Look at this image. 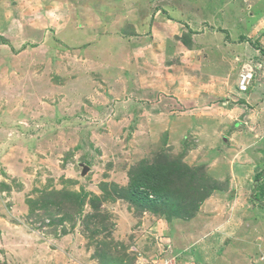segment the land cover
Masks as SVG:
<instances>
[{
	"label": "rangeland",
	"instance_id": "obj_1",
	"mask_svg": "<svg viewBox=\"0 0 264 264\" xmlns=\"http://www.w3.org/2000/svg\"><path fill=\"white\" fill-rule=\"evenodd\" d=\"M5 1L0 264H264V112L236 93L264 0Z\"/></svg>",
	"mask_w": 264,
	"mask_h": 264
},
{
	"label": "crops",
	"instance_id": "obj_2",
	"mask_svg": "<svg viewBox=\"0 0 264 264\" xmlns=\"http://www.w3.org/2000/svg\"><path fill=\"white\" fill-rule=\"evenodd\" d=\"M6 1L5 0H0V18H1V15L5 12L4 10H6ZM7 11V10H6ZM5 14V13H4ZM254 15V17H253V20H252V22H251V25H252V29H253V31L255 32H257V31H259V33H261L260 31L262 30H260L259 28L261 27V23H260V18H259V15H257V14H253ZM2 17H4V16H2ZM258 17V18H257ZM257 21H258V23H257ZM178 29H181V27H179ZM163 30V29H162ZM32 32V31H31ZM34 32H38L37 30H35ZM33 33V32H32ZM32 33H27V34H24V36H29V35H31V37H33L32 36ZM259 33L257 34V33H255V34H257L256 36L257 37H259ZM40 36H43V30H41L40 31ZM191 35H194L193 34V32H191ZM196 35V34H195ZM207 35V36H206ZM206 35H203V38H201L202 40H201V43H203V45H202V47H204L205 48V50H215L216 51V48H218V47H214L213 46V38H214V40H215V37H217V38H220L221 40H222V38H221V36H212V35H210V34H206ZM4 36H6V35H4ZM205 36V37H204ZM248 36H251L250 34H248ZM194 38L196 39V36H194ZM195 41H197V39L195 40ZM19 43V42H18ZM17 43V44H18ZM180 43H182L181 41H180ZM180 43H178V42H176V40H175V42H174V44H171V49L172 48H174L175 47V50L174 51H177V53H176V55L178 54L180 57H184V56H186L188 53H191L192 52V50L191 49H187V48H184L185 47V45L182 43V44H180ZM16 44V45H17ZM247 44V45H246ZM236 47L238 46V48L239 47H241L242 45L245 47V50L247 49V48H249V46L250 45H248V43H247V41L245 40L242 44H241V42H239V43H237V44H234ZM27 49V47L23 50V51H25ZM173 50V49H172ZM251 50V52H249V53H254V48H252V49H250ZM165 54H166V51H163L160 55H161V57H162V59H163V57L165 58ZM159 55V56H160ZM239 56V55H238ZM237 55H236V58L238 57ZM235 58V57H234ZM242 58H241V56L239 57V59L238 60H241ZM205 64L207 65V69L206 68H203L202 69V71L201 72H199L196 68H193V63H190L188 66H190L189 68H187V71L189 72L190 71V69H191V71H192V77H193V80L197 83L198 82V84H200V85H202V87H205L206 88V85H207V80H208V76H210V74H212L213 75V72H217V71H219V75L222 73H226L227 72V70H228V67H227V65H224V64H220V65H218V66H216L217 67V69L216 70H212L213 69V67H209V63L207 64V62H205ZM150 67H151V65L150 64H148V65H145V67H144V72L146 73H148L147 74V79H146V82L147 83H149V84H151V83H155V81H156V83H158V84H154V86H156V88L157 89H163V84H167V85H169V83H168V80H169V82H170V84H174V81L173 80H171V79H169V78H167V77H165V78H162V79H160V78H157V79H151L152 78V71L150 70ZM210 68V69H209ZM148 70H150L149 72H148ZM188 72H186V75H185V77L183 78V77H181L183 80H188L190 83H192L193 81L190 79V74L188 73ZM187 73H188V75H187ZM193 75H199L200 77H201V79L200 80H197V78H195ZM166 79H168V80H166ZM142 82H144V81H142ZM262 85V84H261ZM258 85V84H255L251 89L253 90L252 91V93L250 94V95H248L247 94V99L248 100H246L247 101V103L250 105V104H254L255 103V105H256V103L258 104V106L256 107V112H264V85ZM151 86V85H150ZM258 86H261V87H258ZM151 87H153V85L151 86ZM146 87H144V89L143 90H141V91H139V92H137L138 90H134V89H131L130 91H131V93H136V94H138V95H141V94H146L145 93V91H147V94H150L149 92H151L150 90H148V88H146ZM238 95H241L243 98H244V95L247 93V92H245V93H238V92H236ZM250 93V92H249ZM181 94H179V95H177V96H175V98H174V100H173V103H175L174 105H177V106H179L180 108H184V112H197L196 111V108H194V107H192V106H190L188 103L189 102H193V100H194V98L191 96L190 98H188V102H185L184 104H183V99L181 98V96H180ZM185 97V96H184ZM162 101H163V99H162ZM191 104V103H190ZM128 105V104H127ZM149 105H151V104H149ZM174 105L171 107V108H174ZM169 105H167V108H166V105L164 106H162V107H159L158 108V110H148V112H161V111H163V112H169L170 111V107H168ZM208 107V111L210 112V106H207ZM251 110V109H250ZM127 111H128V106H127ZM126 111V112H127ZM227 112H230V110L229 109H227L226 110ZM255 111V110H254ZM143 112H145V110L143 111ZM232 259V258H231ZM229 260L230 262L233 260ZM222 260V263H221V261L220 260H218V261H213L214 262V264H224L225 262V257H223V259H221ZM191 261V260H190ZM192 262V261H191ZM187 264V262H184V264ZM192 263H195V262H192Z\"/></svg>",
	"mask_w": 264,
	"mask_h": 264
},
{
	"label": "built area",
	"instance_id": "obj_3",
	"mask_svg": "<svg viewBox=\"0 0 264 264\" xmlns=\"http://www.w3.org/2000/svg\"><path fill=\"white\" fill-rule=\"evenodd\" d=\"M259 65L257 61H251V64L246 66L239 74V80H238V89L240 91H245L250 86L253 79H255V76L259 74ZM259 70V71H258ZM260 75V74H259Z\"/></svg>",
	"mask_w": 264,
	"mask_h": 264
},
{
	"label": "clouds",
	"instance_id": "obj_4",
	"mask_svg": "<svg viewBox=\"0 0 264 264\" xmlns=\"http://www.w3.org/2000/svg\"><path fill=\"white\" fill-rule=\"evenodd\" d=\"M254 60V59H253ZM255 61V60H254ZM253 61V62H254ZM262 61H264V56H263V60ZM248 65H249V62H248ZM248 65H245L242 69H244L246 66H248ZM242 71V70H241ZM240 71V72H241ZM240 74V73H239ZM239 74H238V80H239ZM259 78H261V77H259ZM262 79V78H261ZM261 79H259L260 81H261ZM238 80H237V83H238ZM262 80H264V79H262ZM260 81H258L257 79H256V76H255V79H253L252 80V82H251V84H250V86L247 88V90H245V91H240L239 89H238V86H237V92L238 93H245V92H249V90L255 85V84H259V82Z\"/></svg>",
	"mask_w": 264,
	"mask_h": 264
}]
</instances>
